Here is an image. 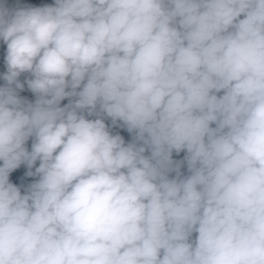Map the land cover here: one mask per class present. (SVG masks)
<instances>
[{"label": "clouds", "instance_id": "obj_1", "mask_svg": "<svg viewBox=\"0 0 264 264\" xmlns=\"http://www.w3.org/2000/svg\"><path fill=\"white\" fill-rule=\"evenodd\" d=\"M0 39V264H264V0H0Z\"/></svg>", "mask_w": 264, "mask_h": 264}, {"label": "trees", "instance_id": "obj_2", "mask_svg": "<svg viewBox=\"0 0 264 264\" xmlns=\"http://www.w3.org/2000/svg\"><path fill=\"white\" fill-rule=\"evenodd\" d=\"M2 2L10 9V10H16L19 8H27V7H44L48 5L55 6V0H2ZM241 19L243 16L240 17ZM6 55H7V45L6 43L0 39V87H5L7 86V82L3 79V76L7 73V64H6ZM31 73L25 72L21 73L20 76L18 77V81L23 84V89H16L17 95L19 98H21L22 101H24L26 104L27 103H32L34 104L37 100V94L33 93L27 84V80L32 79ZM86 82V81H85ZM13 88H15V85H12ZM83 85H81L80 88L76 89L77 92L82 90ZM66 91H71V88L66 89ZM223 92L218 93L217 95H222ZM78 97H66L60 102V107H64L68 105L70 102H73L75 99ZM97 112L99 113V106L97 107ZM79 114V113H78ZM83 115L87 119L90 120H95L97 118H102L105 122V124L108 126V130L112 135H120L125 142V145L133 143L135 141L136 137V132L132 131L129 132L127 127L123 124L122 121H116L115 124H113L112 119L110 117H107L106 114L99 113L93 114L91 116L88 115L87 110H83ZM212 127H215L213 124ZM35 140V137H29V139L26 141L25 147L27 148L28 151H31L32 149V144ZM138 145L142 144V142H137ZM186 150L181 151L179 153L173 151L172 153V159L175 162H182L181 167H180V177L185 178L190 175L187 167V163L185 161V156H186ZM144 155L150 156L151 152L150 149L146 150ZM3 162L0 161V166H2ZM40 166V161L37 160L35 164L32 166V168H29L28 165L27 167H22V168H17L13 171H15V176L9 174V182L14 184L16 187H18L21 191V194L24 195L28 192L30 189V186L37 182L39 180V174H36L35 170ZM29 172H32L33 175H28ZM176 172L173 171L169 173V179L175 178L176 177ZM197 233H193L192 236L190 237V241H194Z\"/></svg>", "mask_w": 264, "mask_h": 264}]
</instances>
